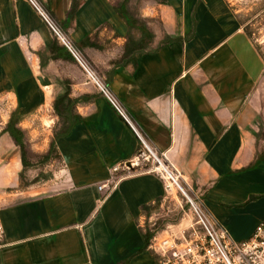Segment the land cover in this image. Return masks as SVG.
Segmentation results:
<instances>
[{"label": "crops", "instance_id": "crops-1", "mask_svg": "<svg viewBox=\"0 0 264 264\" xmlns=\"http://www.w3.org/2000/svg\"><path fill=\"white\" fill-rule=\"evenodd\" d=\"M38 1L229 237L250 238L264 220V59L231 3L141 0L154 42L133 62L118 0ZM67 90L78 117L55 139L61 178L20 189L9 115L30 129ZM0 110V264H157L141 229L163 183L134 172L109 184L139 142L25 0H0Z\"/></svg>", "mask_w": 264, "mask_h": 264}, {"label": "built area", "instance_id": "built-area-1", "mask_svg": "<svg viewBox=\"0 0 264 264\" xmlns=\"http://www.w3.org/2000/svg\"><path fill=\"white\" fill-rule=\"evenodd\" d=\"M46 27L75 61L86 81L93 85L115 114L130 128L139 142L137 154L122 167L111 169L109 184L129 173L141 172L157 176L164 186L165 198L181 197L191 217L185 229L171 231L169 227L151 240L150 250L157 264H264V220L244 241H234L227 231L204 209L201 200L189 187L182 174L157 151L139 131L119 99L107 83L96 73L79 49L38 0H25ZM103 186H99L102 190ZM4 229L0 221V248L3 246Z\"/></svg>", "mask_w": 264, "mask_h": 264}, {"label": "rangeland", "instance_id": "rangeland-1", "mask_svg": "<svg viewBox=\"0 0 264 264\" xmlns=\"http://www.w3.org/2000/svg\"><path fill=\"white\" fill-rule=\"evenodd\" d=\"M118 1L119 9L133 22L130 30V39L139 41L143 35L141 34L143 22L138 16L141 0ZM228 1L238 13L241 24L258 46L264 59V0ZM143 42L151 50L154 38L151 40L144 38ZM43 114L45 115L44 118L42 120L36 118L32 128H22L24 139L28 142L26 146V160L29 163V167L24 171V179L26 183H29V187L26 189H39L58 181L64 169L55 153L46 156L51 142L62 130V122L58 118L56 121L51 117L55 116L53 111ZM4 116L5 113L0 110V123L4 121ZM32 130H34V133L30 134ZM146 222L155 224V228L158 230L170 226L169 230L176 232L179 229L187 228L191 224V217L181 197L176 198L173 195L163 203L155 205L149 212L148 220L143 221V225Z\"/></svg>", "mask_w": 264, "mask_h": 264}, {"label": "trees", "instance_id": "trees-1", "mask_svg": "<svg viewBox=\"0 0 264 264\" xmlns=\"http://www.w3.org/2000/svg\"><path fill=\"white\" fill-rule=\"evenodd\" d=\"M159 1L163 2L164 0H159ZM141 21L143 22V24L141 25V34H143L141 39L139 41H133L132 39H130V36H129L127 38V43L125 46L126 53H128L129 51L132 52L133 55L130 58V60H132L133 62H135V58L137 56L141 55L142 53L152 50V49L149 50L147 45L143 41H144V38L151 40L153 38V34L147 29L145 21L142 19ZM51 51L54 53V57L58 56V54L56 53L57 49L54 45L51 47ZM76 102H77L76 99H73L69 96V92L67 90L64 94L56 96L54 98L53 105H52V109H53L55 116L62 122V130L60 131V133H58L55 136V138L51 142L50 148L48 150V154L46 156H48L51 153H55V155L58 156L61 163H62V160L58 154V151L55 145V139H57L59 136L68 132L69 129L72 127V125L75 123L78 117L74 111ZM20 121H21V118L19 116H17L15 113H11L4 129L2 130V133H7L11 137L15 145L18 146L20 149L22 170L19 174V182H20L19 188L24 190L29 187V183H26L24 179V176H25L24 171L26 168L29 167V163L26 160V146L28 142L26 139H24V131L19 126ZM152 208L153 207H143L145 221L148 220L149 212ZM146 223L145 225H143V228L141 229V235H142L143 242H144V249L150 250V243H151L152 238L157 233L163 232L170 226H166L164 229L158 230L155 228V224H152V223L146 224Z\"/></svg>", "mask_w": 264, "mask_h": 264}, {"label": "water", "instance_id": "water-1", "mask_svg": "<svg viewBox=\"0 0 264 264\" xmlns=\"http://www.w3.org/2000/svg\"><path fill=\"white\" fill-rule=\"evenodd\" d=\"M41 84L42 85H48L49 83H47V82L45 83L44 81H41Z\"/></svg>", "mask_w": 264, "mask_h": 264}]
</instances>
